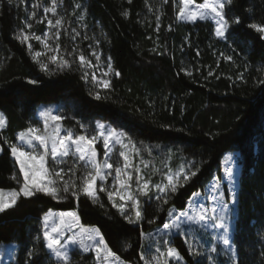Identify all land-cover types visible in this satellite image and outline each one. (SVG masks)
<instances>
[{"label": "trees", "instance_id": "16d2710c", "mask_svg": "<svg viewBox=\"0 0 264 264\" xmlns=\"http://www.w3.org/2000/svg\"><path fill=\"white\" fill-rule=\"evenodd\" d=\"M28 1L9 4L0 0V110L5 113L12 139L17 131L29 127L39 106L57 103L63 126L74 134L93 130L97 121L107 122L125 131L143 152L170 153L178 163L186 167L195 163L200 171L170 195L167 204L154 198L155 191L150 200L142 197L145 218L132 224L111 207L104 193H98L103 208L83 195L79 200L71 196L54 200L40 193L21 197L15 208L0 213V245L18 244L17 264H30L28 253L34 248L40 264H48L49 259L55 264L43 247V214L49 209L75 210L83 225L100 228L109 246L123 259L143 264L139 256L148 241L141 233L162 226L171 208L185 209L193 193L221 173L224 156L238 152L241 170L233 241L240 264H262L264 84L260 81L264 80V40L248 25L264 21V0H234L226 9V19L231 23L239 17L241 23L232 25L224 39L215 35V24L210 20H178V0L167 4L163 0H64L65 28L71 32L74 11L83 9L102 54L111 57L113 68L121 73L112 75V87L107 90L81 79L78 62L71 70L56 71L55 66L51 74L40 70L27 45L14 39L24 27ZM76 4L81 7L76 8ZM61 44L68 50L73 48L68 35L61 36ZM220 53L232 55L233 60L226 61ZM29 79L39 83L30 85ZM96 91L100 100L90 95ZM0 143V189L8 190L18 186L11 178L18 173V166L1 135ZM72 163L69 158L61 167L67 169ZM202 238L206 245L211 242L205 235ZM169 239L186 264H209L206 257L194 259L189 254L184 235L177 233ZM216 245L220 250L219 255L212 254L216 264H230L223 246ZM91 256L73 254L72 262L92 264Z\"/></svg>", "mask_w": 264, "mask_h": 264}, {"label": "snow or ice", "instance_id": "6c2138e0", "mask_svg": "<svg viewBox=\"0 0 264 264\" xmlns=\"http://www.w3.org/2000/svg\"><path fill=\"white\" fill-rule=\"evenodd\" d=\"M13 0H8L12 4ZM176 0H173L175 3ZM64 0H39L32 5V11L23 21L24 27L19 29L14 35L21 45H27V50L34 62H36L42 72L51 74L53 67L56 71L65 69L71 70L73 63L78 62V67L82 71L81 79L85 82H91L98 89H111L112 82L109 79L111 75L120 76L121 73L113 68L111 57L108 58L106 70L100 77L92 69L100 66L101 55L93 50L90 55H85L83 50L73 47L71 50L63 47L61 36L68 35L75 40L80 32L72 28L69 33L65 28L67 21L59 11ZM131 3V0H129ZM164 4L169 0H163ZM177 19L196 22L197 20L212 19L215 21V35L221 39L232 25L241 23L239 17L226 19V9L234 4V0H203L197 3V0H178ZM44 15L38 17L36 9L41 8ZM76 8L81 7L79 4ZM249 11H252L250 8ZM48 14H51L49 17ZM127 15V13H124ZM83 19V17H79ZM33 21L38 24H45L46 30L42 35L31 32ZM159 17H157V26ZM248 27L259 34V39L264 40V21L253 22ZM158 30V27H157ZM36 40L42 45V51H35L30 40ZM84 39H89L85 36ZM91 47V45H90ZM199 54V53H197ZM226 61H232V55L220 53ZM71 57L72 59H69ZM93 58L95 62H93ZM188 75H191L189 72ZM209 75L212 72L209 71ZM242 78V77H241ZM264 84V80L260 81ZM30 85L39 83L37 79H29ZM96 100L101 99L99 91L90 93ZM42 118V127L30 125L18 134V140L22 143L9 144L10 154L19 166L18 173L12 174V179L16 181L17 187L5 190L0 189V213L6 214L8 210L17 206L21 197L29 198L36 194H44L54 200L67 199L68 196L79 200L81 195L86 196L93 203H99L101 208L104 204L100 202L98 193H104L111 207L115 208L129 224L138 223L145 218V211L140 197H146L149 200L153 198L150 195L153 189L151 178L143 174L139 165L134 164V157L141 155V149L137 147L132 138L122 130L106 126L104 123L97 122L92 134H74L71 130H64L61 127L62 115L54 114L51 108H45L40 111ZM6 126V120L0 113V130ZM85 126L82 124L81 128ZM103 143V160L98 159L97 142ZM119 145L118 153L115 152V146ZM0 151H3L0 148ZM171 151V150H170ZM116 154L117 159L112 161L111 157ZM71 158L73 163L65 169L61 167ZM122 158V162L121 159ZM144 168L148 167L147 162L141 159ZM236 161L229 155L224 161L223 176L213 177L211 188L207 193H203L207 200L213 202L214 206L208 207L196 200H190L187 208L183 209L170 222L163 223V230L158 229L159 239L152 238L149 244L143 245L139 260L143 264H171L175 261L180 264L183 256L180 251L171 246L170 237L173 232L186 237H195L198 233L207 234L208 229L222 230L217 237L215 234H209L212 241H219L223 247V253L228 257L230 264H240L237 251L230 238V222L234 219V205L237 201L238 181L235 171ZM82 169V171H80ZM80 174L77 175V172ZM200 167L192 163L190 167L180 166L177 170L169 169L163 173V179L160 183L154 185V198L163 204L168 203V197L179 191L180 188L188 184L192 178L196 177ZM114 174V175H113ZM68 176V179H65ZM112 177V183L108 184V178ZM231 185V203L225 199L221 192V186L224 180ZM99 181V185H97ZM135 182V189H133ZM199 197L202 193H193ZM118 198V200H117ZM169 217L173 216L171 210ZM149 220V223H153ZM187 226V231L185 230ZM42 239L43 247L55 259V264H73V254L82 253L92 254V264H131L130 261L123 259L117 252L109 246L100 228L96 226L86 227L80 222V216L75 210L53 211L49 209L42 217ZM152 234L141 233V237L151 236ZM39 239V237H38ZM189 254L195 259L197 257H206L209 264H216L215 256L220 254L216 243L204 250L199 241L195 243L188 240ZM154 251H152V247ZM0 247H6L0 245ZM264 255V253H261ZM6 256H14V253L0 252V260ZM30 264H40V256L37 249L28 253ZM83 258V257H82ZM48 264H52L51 259ZM199 264V261H197ZM264 264V262H262Z\"/></svg>", "mask_w": 264, "mask_h": 264}, {"label": "rangeland", "instance_id": "374dc122", "mask_svg": "<svg viewBox=\"0 0 264 264\" xmlns=\"http://www.w3.org/2000/svg\"><path fill=\"white\" fill-rule=\"evenodd\" d=\"M38 2H39V0H29L27 2V8H26L27 9V14H29L33 10L32 9V5L36 4ZM47 2H48V0H45V3H47ZM36 11L38 13V17L44 15L42 7L36 9ZM59 11L65 17L63 4L61 5ZM48 15H49V17L51 16V14H48ZM81 16L83 17V19L79 18ZM208 20L212 21L215 24L214 20H212V19H208ZM180 21L191 22V21H187V20H180ZM197 21H205V20H197ZM66 25H67V23L65 24V27H66ZM72 28H76L77 31L80 32V35L77 36L75 40H72V47H76V48H78L80 50H83L85 52V55H90L91 51H93V50L97 51L101 55L100 66L98 68H96V69H92V71H94L96 73L97 77H100L102 72L104 70H106V66H107L109 57H106V56H104L102 54L101 49L99 47L98 36H97L96 32H94L93 29H91L88 26V23L86 21V16H85V13H84L83 9L79 8L78 10L74 11V20L71 23V29ZM45 30H46L45 24H38V23H35V21H33V28L31 29V32H34L37 35H42ZM85 36L89 37V39H84ZM29 42L32 44L33 49L35 51H42L43 50L42 49V45L38 41L33 39V40H30ZM37 43H39V46H38ZM90 45H91V47H90ZM93 62H95L94 58H93ZM111 63H112V61H111ZM111 77H112V75L109 77L110 80H111ZM45 108H51L53 110L54 114L61 115L60 114L61 108L58 107L57 103L42 104V106L38 107L36 115H35L34 119L31 121L30 125H37V126L42 127V123L43 122H42V118L40 117L39 113H40V111L44 110ZM0 113H2L4 115L5 120H6V126L4 127V129L0 130L1 138L4 141H8L10 143H16L17 145H20L22 142L19 141L17 137H18V134L21 131H23V130L17 131L15 133V135H14V139H12L10 134L7 132V119H6L5 113L2 110H0ZM97 122L104 123L106 126L113 127L112 125H110L107 122H102V121H97ZM96 123H95V125H96ZM61 127L64 130H68L66 127L63 126L62 122H61ZM94 129L93 130H88L87 129V131L85 130L84 134H89L90 135V134L93 133ZM118 130H121V129H118ZM96 147H97V150H98V159L99 160H103L104 156H103V154L101 155V151L104 152L102 141L97 142ZM0 148H2L1 143H0ZM118 151H119V145H116L115 146V152L118 153ZM1 152L2 151H0V153ZM229 155L233 156V158L236 161L235 171L237 172V177L236 178H237V181H238V188H239V177H240L241 167H240L238 162H239L240 153H238V152H228L224 156V158L222 160V171H221V173L219 175H216V176H223L224 161L227 159V157ZM111 159H112L113 162H115L116 159H117L116 154H113ZM120 159H121V162H122V158H120ZM141 159L144 162H147V164H148L147 168H144L143 164H141ZM133 162H134V164L139 165L141 167V169L143 171V174H145L146 176H149L151 178V182L153 184L152 191H155L154 185L157 184V183H160L161 180L163 179V173L167 172L169 169H171L172 171H175L180 166L183 165L181 163H178L176 161V159H175V156H173L170 153H166L164 156H162V155H155L153 152H143L142 150H141V155L139 157H134ZM212 181H213V178L206 185V187L203 190L198 191V192L202 193L201 196L196 197V196L192 195V197L188 200V202L190 200H196V201H198V203H203L206 206H208L209 208L214 206L213 202L208 201L206 196L203 195V193H207L208 190L211 188ZM98 183H100V182L97 181V185H98ZM107 183L108 184L112 183V177L111 176L108 178ZM230 188H231V185L225 179L223 181L222 186H221V192L224 193V197H225L226 200H228L229 206L233 207V205L231 203V193L229 191ZM238 188L236 189L237 193H238ZM133 189H135V182H133ZM141 198L142 197H140V199ZM117 200H118V198H117ZM187 206H188V203L186 205V208H187ZM170 210L172 211L173 216L169 217V215H168L166 222H170L172 219H174L175 216L178 215L183 209L182 210H178L176 208H171ZM234 210H235V216H234V219L230 222V238H231L232 241H233V238H234L235 223H236V218H237V203L234 205ZM56 212H59V211H56ZM80 222H81V219H80ZM162 226L157 227L152 232L148 233V234H152L151 236H145L147 241H148V244L150 243V241L152 240L153 237H155L156 239H159L158 229L162 230V231H167V230H163ZM86 227H88V226H86ZM185 230L187 231V226H185ZM221 233H222V230H216V229L209 228L208 229V233L204 234V235L206 237L210 238L209 234H215L218 237ZM175 234H177V233L173 232V234L171 236H173ZM204 235H201V234L198 233L195 237H186V236L185 237H186V240H188L190 242H193V243H195L196 241H199V245H202V244L205 245V249L206 250L209 249L212 246L213 243L220 244L218 239H217V241H215V242L211 240V242L208 245H206L205 240L202 238V236H204ZM167 238L169 239V237H167ZM1 245H4L6 247H0V252L7 253V252L11 251V252L14 253V256H6V258L4 260H0V264H17L18 244L17 243H2ZM233 246L236 249L234 241H233ZM154 247L155 246L153 245L152 251H154ZM172 262H175V261H172ZM180 264H186L184 259H183V261L180 262Z\"/></svg>", "mask_w": 264, "mask_h": 264}]
</instances>
